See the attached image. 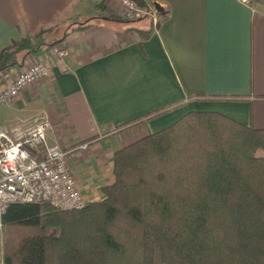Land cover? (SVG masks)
Masks as SVG:
<instances>
[{
  "label": "crops",
  "instance_id": "0c3cea01",
  "mask_svg": "<svg viewBox=\"0 0 264 264\" xmlns=\"http://www.w3.org/2000/svg\"><path fill=\"white\" fill-rule=\"evenodd\" d=\"M142 1L163 7L147 38L151 19L129 20L116 0H0V89L27 64L51 67L0 105V127L47 117L48 144L87 141L69 162L88 201L113 182L118 149L190 110L264 128V2Z\"/></svg>",
  "mask_w": 264,
  "mask_h": 264
},
{
  "label": "trees",
  "instance_id": "16d2710c",
  "mask_svg": "<svg viewBox=\"0 0 264 264\" xmlns=\"http://www.w3.org/2000/svg\"><path fill=\"white\" fill-rule=\"evenodd\" d=\"M112 170L82 208L9 204L5 264H264V128L190 110L118 149Z\"/></svg>",
  "mask_w": 264,
  "mask_h": 264
},
{
  "label": "built area",
  "instance_id": "2783aa9c",
  "mask_svg": "<svg viewBox=\"0 0 264 264\" xmlns=\"http://www.w3.org/2000/svg\"><path fill=\"white\" fill-rule=\"evenodd\" d=\"M124 7L129 19L148 17L154 26L159 21V11L154 4H140L137 0H116ZM51 53L56 57L66 55L61 44H54ZM51 67L37 60L24 66L18 74L0 89V105L13 101L23 89L33 82L48 77ZM51 121L43 117L30 126L24 123L10 130L0 127V264H5L3 250V216L14 202L50 201L62 209L82 208L88 202L79 188L71 170L70 157L89 143L83 141L70 147L47 143Z\"/></svg>",
  "mask_w": 264,
  "mask_h": 264
},
{
  "label": "water",
  "instance_id": "95a60500",
  "mask_svg": "<svg viewBox=\"0 0 264 264\" xmlns=\"http://www.w3.org/2000/svg\"><path fill=\"white\" fill-rule=\"evenodd\" d=\"M154 5H155V7L157 8L158 11H162L163 10V7L158 2H155Z\"/></svg>",
  "mask_w": 264,
  "mask_h": 264
},
{
  "label": "rangeland",
  "instance_id": "374dc122",
  "mask_svg": "<svg viewBox=\"0 0 264 264\" xmlns=\"http://www.w3.org/2000/svg\"><path fill=\"white\" fill-rule=\"evenodd\" d=\"M259 1H263V2H264V0H259ZM136 20H137V19H136ZM135 22L138 23V22H140V21H133V23H135Z\"/></svg>",
  "mask_w": 264,
  "mask_h": 264
}]
</instances>
